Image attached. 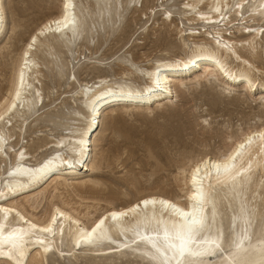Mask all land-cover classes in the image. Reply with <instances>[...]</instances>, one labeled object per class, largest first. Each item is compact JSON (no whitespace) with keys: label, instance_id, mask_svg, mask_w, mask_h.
<instances>
[{"label":"bare ground","instance_id":"6f19581e","mask_svg":"<svg viewBox=\"0 0 264 264\" xmlns=\"http://www.w3.org/2000/svg\"><path fill=\"white\" fill-rule=\"evenodd\" d=\"M5 1L0 0V43L7 36ZM49 1L30 0L26 12L37 11ZM83 1L59 0L57 12L45 17L27 36L12 80L9 79L10 87H2L5 94L0 97V115L13 118L6 126L0 121V163L12 149L14 161L7 172L0 175V264H50V259L60 252L62 257L66 252L72 261L79 254L105 255L112 249L128 251L130 257L140 259L142 264L149 261L151 264H201L205 260L210 264H264V236L261 234L264 230V136L256 135L264 133V123L242 129L237 136L230 135L223 151L205 153L191 160L181 170V196L148 192L124 204L108 201L104 195L105 184L98 179L106 158L102 155L97 161L96 154L108 111L152 112L154 109L151 106L127 108L128 103L138 107L156 102L157 109L169 108L188 81L192 85L220 82L224 94L245 92L244 98L254 99L264 108V77L261 79L264 71L255 66L260 59V41L264 39V0H184L179 17L186 18L192 26L175 27L178 42L166 35L157 40L154 47L163 46L164 55L146 70V83H134L139 75L135 65L122 68L119 75L111 78L79 82L74 76L78 87L72 99L81 104L84 127L70 128L69 133L56 137L48 155L35 158L34 154L43 146L17 150L19 143H15L17 139L14 140L15 135L8 129L15 128V123L21 121V132L24 128L27 131L29 119L46 108L47 98L39 78L42 64L36 52L42 50L43 61H46L53 57L54 46L69 52L78 50L85 32V15L78 7ZM87 1L104 11L112 0ZM149 9L151 17L153 13L157 15L156 7ZM165 14L164 24L173 26L175 15L167 8ZM199 25L202 28H198ZM33 37L35 42L29 49ZM180 48L190 50L182 57L165 54ZM106 65L108 63L101 62L93 67L102 71ZM164 101L167 103H162ZM120 105L125 107L109 109ZM80 133L85 141L83 149L79 143ZM249 136L251 144L246 143ZM241 144H244L242 149ZM237 150L243 157L228 159ZM66 158L69 164H75L71 170L66 167ZM249 160L251 170L236 187L222 182L241 163L247 166ZM92 176H96L92 188L84 183L76 186ZM82 193L99 195L86 198ZM144 200L149 201L147 206L142 205ZM137 204L141 207L135 212L115 219L110 216L112 211L126 212ZM189 212L197 220L202 215L205 221L211 222V228L202 234L203 239L198 234L195 242L187 237L177 239L175 234L174 226L178 227L183 214ZM101 217L107 218L92 233L91 228ZM45 228L51 231L45 232ZM141 236L149 237L150 241H142ZM226 239L231 243L222 257L203 255L214 251L217 245L223 249ZM111 241H116L115 245Z\"/></svg>","mask_w":264,"mask_h":264},{"label":"rangeland","instance_id":"374dc122","mask_svg":"<svg viewBox=\"0 0 264 264\" xmlns=\"http://www.w3.org/2000/svg\"><path fill=\"white\" fill-rule=\"evenodd\" d=\"M29 1H5L7 36L0 43L2 98L5 94L2 87H10L19 52L27 36L45 17L56 13L59 6V0H50L48 6L26 12ZM183 1L112 0L104 11L91 6L87 0L79 3L78 7L85 15V32L78 50L69 52L54 46L53 57L46 61H43L42 50L36 52L41 59L42 75L39 78L43 84L47 106L37 116L29 119L27 131L24 128L21 132V121L15 123V128L8 129L15 135V143H19L15 148L18 150L25 146L41 145L43 149L34 154L35 158H41L51 152L50 148L56 137L69 133L70 128L84 127L80 116L84 114L81 104L72 99L78 87L75 77L79 82L106 76L111 78L114 74L119 75L122 68L135 65L139 75L134 83L144 85L146 70L164 55L163 46L154 47L157 40L166 35L178 42L175 27L185 26L188 29L192 26L186 18L181 20L179 17V8ZM162 3L165 5L164 9L161 7ZM150 7L157 8L156 16L153 13L151 17ZM166 8L176 17L173 26L164 24ZM201 26L198 28H202ZM260 42V59L255 66L264 71V39ZM189 50L190 48H180L165 54L182 57ZM148 55L150 57L147 58ZM101 62L108 65L102 71L95 70L93 66ZM263 77L264 74H261V79ZM220 84L212 81L207 85H192L188 81L187 87L182 88L183 92L179 91V98L169 108L157 109L156 102L138 107L135 106L137 104H125L127 108L151 106L154 108L152 112L120 109L124 105L109 108L120 110L106 113L96 151L97 161L102 155L106 158V165H103L101 174H98L99 181L105 184V199L119 205L148 192L181 196V170L191 160L205 153L223 151L230 135L237 136L242 129L247 130L253 125L264 123V108L259 102L244 98L245 92L224 94ZM33 149L36 150L35 147ZM13 150L1 160L0 175L11 167L14 161ZM95 178L96 176H92L76 186L86 184L92 188ZM82 194L86 198L99 195ZM71 195L75 197L73 193ZM229 234L230 231L227 236ZM129 254L128 251L112 249L105 255L79 254L76 260L73 258L70 261L66 252L63 257L60 252L54 259H50V264H142L140 259L130 257ZM135 256L141 257L137 254Z\"/></svg>","mask_w":264,"mask_h":264},{"label":"snow or ice","instance_id":"6c2138e0","mask_svg":"<svg viewBox=\"0 0 264 264\" xmlns=\"http://www.w3.org/2000/svg\"><path fill=\"white\" fill-rule=\"evenodd\" d=\"M56 31H59V28L56 29ZM35 42V37H33L32 41L29 42L28 44V48L31 49L32 48V44ZM25 55H27V52L25 53ZM23 79V77H21V80ZM17 97H19L20 93L17 92L16 93ZM13 108L16 107L15 104L12 105ZM9 111H11V109H9ZM12 115H7V117H5L4 115H0V121L3 122V124L6 126L9 124V122L12 120ZM206 123V122H205ZM85 127H90V125H85ZM257 136H264V133H257ZM80 136V147L81 149H83L84 145H85V141L83 138V133L79 134ZM246 143L251 144L252 143V137L249 136L246 140ZM244 147V144L240 145V148L242 149ZM243 157V153H241L239 150L236 151L235 155L228 157V159H232L235 160L236 157ZM65 164L66 167L71 170L73 167H75V164H69L67 158L65 159ZM251 161L249 160V162L247 163V166L244 165V163H241V166L236 168L230 175H228L225 179V181H222L223 183H230L233 187L237 186V183L239 181H243L245 179V173L249 170H251ZM197 171H199V169H197ZM217 179H219V169H217ZM149 204L148 200H144L142 201V205L143 206H147ZM141 204H137L134 205L132 208L127 209L126 212H120V211H112L110 212V216L115 219L117 216H124L127 214V212H135L136 209L140 208ZM202 207L203 204H201V211H202ZM184 218L183 220L179 223L178 227H175V234L177 239H181L183 240L185 237L193 239V242H195V238L197 237L198 234H201L199 236L200 239H203V233L207 232L210 228H211V222L210 221H205V219L203 218V216L201 215V218L199 220L196 219V217L191 213H185L183 214ZM107 217H101L99 220V223L96 224L95 227L91 228V232L95 233L96 228L100 227L101 224L104 223V220ZM45 232L51 231V229L45 228L44 229ZM262 236H264V230H262ZM141 240L148 242L150 241L149 237H145V236H141ZM111 243L113 245H115L116 241H111ZM231 243L230 239H226L224 241L225 247L223 249L220 248L219 245L216 246V249L214 251L211 252H207V253H203V255H207L209 257H222L223 256V252L225 250H227L228 245ZM139 246V245H137ZM155 245H153L154 247ZM125 247H128V245H125ZM183 254V250L182 253ZM189 255H192V253H189ZM149 264H151V262L149 261ZM189 264H191V262H189ZM201 264H210L209 261H201ZM218 264V262H217Z\"/></svg>","mask_w":264,"mask_h":264}]
</instances>
